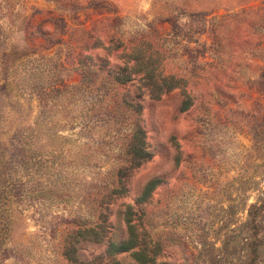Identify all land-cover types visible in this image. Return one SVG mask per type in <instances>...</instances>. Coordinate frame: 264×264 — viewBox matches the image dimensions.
Wrapping results in <instances>:
<instances>
[{"label":"rangeland","instance_id":"rangeland-1","mask_svg":"<svg viewBox=\"0 0 264 264\" xmlns=\"http://www.w3.org/2000/svg\"><path fill=\"white\" fill-rule=\"evenodd\" d=\"M0 264H264V0H0Z\"/></svg>","mask_w":264,"mask_h":264}]
</instances>
